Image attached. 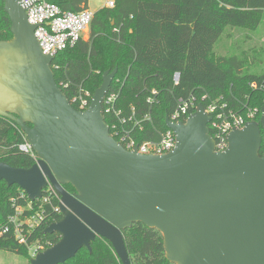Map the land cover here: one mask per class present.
<instances>
[{"label": "water", "instance_id": "1", "mask_svg": "<svg viewBox=\"0 0 264 264\" xmlns=\"http://www.w3.org/2000/svg\"><path fill=\"white\" fill-rule=\"evenodd\" d=\"M2 1L12 38L0 41V117L24 133L37 162L29 169L0 163V182L16 185L30 202L50 184L62 214L43 230L59 240L29 264H64L81 249L90 251L96 238L130 264L123 231L134 224L161 235L171 264H264V108L259 121L228 135L222 153L214 151L202 106L184 123L166 118L176 137L173 151H127L102 113L116 69L102 75L88 108L75 110L20 0Z\"/></svg>", "mask_w": 264, "mask_h": 264}, {"label": "trees", "instance_id": "2", "mask_svg": "<svg viewBox=\"0 0 264 264\" xmlns=\"http://www.w3.org/2000/svg\"><path fill=\"white\" fill-rule=\"evenodd\" d=\"M63 11L87 9L88 0H51ZM264 28V0H114L113 8L94 12L86 41L55 55L51 64L55 82L70 101L81 89L92 96L101 86L102 75H116L111 90L120 89L118 108L124 113L131 108L136 116L150 113L151 121L143 124L139 141H156L157 131L166 130L165 120L179 98L223 97L232 107L257 109L259 121L264 108V67L250 71L253 52L231 54L229 47L242 49L234 33L258 32ZM11 23L0 0V41L12 38ZM234 40V42L232 41ZM256 55V54H254ZM179 75L174 84V75ZM62 84V85H61ZM251 84L256 88L252 89ZM67 85V86H65ZM157 92L155 103L147 104L151 92ZM75 110V104L72 106ZM105 117L111 126V119ZM24 133L12 122L0 117V163L12 168L29 169L31 156L21 151ZM263 152V146L260 155ZM65 190L73 193L71 186ZM23 194V197H22ZM28 200L16 185L0 182V231L9 228V219L20 208L25 217L41 215L42 223L20 244L11 226L0 235V250L29 258V246L45 250L59 240L57 233L44 235L43 230L62 218L55 211L58 200ZM23 216V217H24ZM10 224V225H9ZM130 264H171L163 253L162 237L142 224L123 231ZM83 248L64 264H121L111 245L102 238Z\"/></svg>", "mask_w": 264, "mask_h": 264}, {"label": "built area", "instance_id": "3", "mask_svg": "<svg viewBox=\"0 0 264 264\" xmlns=\"http://www.w3.org/2000/svg\"><path fill=\"white\" fill-rule=\"evenodd\" d=\"M20 4L25 10L27 22L35 27L34 36L42 54L52 57H55L59 52L73 48L78 41L83 40V34L89 29L94 14L88 9H83L77 13L63 11L51 0H20ZM113 6L114 0L106 1L105 7L113 8ZM173 80L174 84H177L179 75L175 74ZM250 87L255 89L256 85L251 84ZM156 94L155 91L151 92L147 104L153 105L155 103ZM119 96L120 89L111 90L110 87L102 101V113L112 120L111 126H108L110 135L123 148L127 151L136 149L142 155H163L175 149L176 137L168 128L164 131H157L158 139L156 141H139L143 124L151 121L150 113L138 117L133 108H131L129 114L124 113L118 108ZM90 101V93L79 89L69 102L72 106L73 104L76 105L77 111H84L88 108ZM201 101L205 104H199L193 96L187 99L179 98L168 119L172 123H184L188 116L196 112L199 106H202L204 113L210 118L208 128L216 153H222L227 149L228 135L234 129H242L246 123L255 121L258 114V110L255 108L245 107L239 109L238 106L232 107L223 97L210 99L204 95L201 97ZM20 149L31 156L34 164L37 162V157L27 144L26 137ZM25 196L27 198L26 194ZM51 197L56 198L59 205L60 197L54 188L48 184L43 191L42 198L36 201H41L42 204L49 203ZM33 203L28 200L27 209H30ZM55 211L61 213L58 207ZM23 216L22 209L17 208L16 215L9 219V223L14 230L17 241L25 245L26 236L41 225L42 217L41 215ZM11 226L0 231V235L7 232ZM40 251H43L42 246H36L32 257Z\"/></svg>", "mask_w": 264, "mask_h": 264}, {"label": "rangeland", "instance_id": "4", "mask_svg": "<svg viewBox=\"0 0 264 264\" xmlns=\"http://www.w3.org/2000/svg\"><path fill=\"white\" fill-rule=\"evenodd\" d=\"M106 1L107 0H88L87 9L94 13L103 8ZM233 35V39L236 40V44H239L243 48L236 50L234 47H229L227 52L231 54L246 52L247 55L248 53L253 52L256 55L250 54L249 60L251 61L252 57H254L255 65L251 66L249 70L258 72L259 68L264 67V28H261L258 32L251 33L250 37H246V33H234ZM88 36L89 30L83 34V40L86 41ZM234 40L232 41L234 42ZM36 246L37 245L34 243L29 246V258L0 250V264H29V259L32 257V253Z\"/></svg>", "mask_w": 264, "mask_h": 264}]
</instances>
